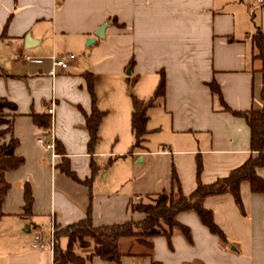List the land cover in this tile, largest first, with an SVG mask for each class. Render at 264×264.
<instances>
[{"label": "crops", "instance_id": "obj_1", "mask_svg": "<svg viewBox=\"0 0 264 264\" xmlns=\"http://www.w3.org/2000/svg\"><path fill=\"white\" fill-rule=\"evenodd\" d=\"M105 25V38H98ZM259 32L264 35V4L258 0H0V98L17 107L7 112L20 142L16 155L25 160L6 175L0 264H53V250L34 249V237L48 242L53 231L87 219L90 207L95 227L143 222L147 216L132 212L131 203L170 193L173 170L191 195L199 158L203 185L243 166L252 156L251 129L221 100L236 112L262 108V63L253 41ZM71 54L77 60L67 69L54 67V58ZM162 75L165 96L148 112L149 133L160 138L131 154L132 96L149 101ZM89 77L96 106L106 113L92 148ZM36 115L48 116L50 127L39 126ZM41 137L54 140L55 149L41 145ZM66 160L89 184L60 171ZM258 174L264 179V167ZM241 197L243 211L231 193L203 200L227 244L196 213L184 212L177 220L191 230L192 243L176 230L173 250L156 237L152 256H141L142 246L123 240L122 264H264V194L243 182ZM60 246L66 249L68 239ZM74 251L89 257L94 247L76 244ZM88 264L112 263L93 257Z\"/></svg>", "mask_w": 264, "mask_h": 264}, {"label": "trees", "instance_id": "obj_2", "mask_svg": "<svg viewBox=\"0 0 264 264\" xmlns=\"http://www.w3.org/2000/svg\"><path fill=\"white\" fill-rule=\"evenodd\" d=\"M253 41L258 49L255 59L261 61L260 70L262 76L261 99L263 106L261 109L251 110L249 112L232 111L223 100L222 104L227 112L237 117L245 119L251 129V158L240 168L235 169L231 174L211 185H203L200 181L202 172V161H197V180L198 186L195 192L186 196L183 193L180 179L175 170L172 174V189L170 193L162 192L154 196H148L138 203H131L132 212L143 213L147 217L141 223L127 222L122 225H113L105 227H95L92 220V208H89L87 219L78 224L69 226L60 231H56L55 237L57 244L54 248L53 264H88L93 257H99L102 261L112 264H122L125 254L121 251V242L123 240H135L143 251L141 256H152L153 243L156 237H163L167 240L169 249L173 250L172 237L176 230H179L189 243H192L191 230L180 224L177 220L179 214L184 212L196 213L204 226L217 236L222 244H227L228 240L216 224L213 212L203 206V200L210 196L223 195L231 193L237 206L243 211V202L241 197V184L249 182L254 193L264 194V179L259 176L258 169L264 167V35L258 33L253 37ZM88 87L93 99V111L91 115H86V127L90 134V146L94 147L99 143V128L106 115L105 112L98 110L96 106V95L94 91V80L89 77ZM212 89L218 95H221L220 89L212 85ZM166 79L162 75L160 83L155 91L153 98L149 101H143L132 96L133 114L132 131L135 137V144L131 149V154L137 150L145 148L147 135L149 134V110L159 98L165 96ZM16 105L6 99L0 98V220L4 216L3 204L10 189L6 175L22 167L25 163L23 158L16 155V150L20 145L17 138L13 136V116L7 111H16ZM35 122L45 128L50 127L49 117L46 115L34 116ZM57 150L60 147L56 145ZM60 171L69 178L82 182L71 170L69 162L66 160L60 166ZM25 210L28 214L32 213L34 198L29 185L25 188ZM62 238L68 239V246L63 249L60 246ZM80 244L82 248L94 247V253L89 257H82L75 253L74 247ZM153 264H160L154 262Z\"/></svg>", "mask_w": 264, "mask_h": 264}, {"label": "built area", "instance_id": "obj_3", "mask_svg": "<svg viewBox=\"0 0 264 264\" xmlns=\"http://www.w3.org/2000/svg\"><path fill=\"white\" fill-rule=\"evenodd\" d=\"M258 2L260 4H264V0H258ZM77 60V56L74 54L65 56V57H61V58H54L53 59V65L54 67H60L62 69H67L69 67V63L70 61H76ZM54 74V70L52 72ZM50 113L53 114V110H50ZM53 137V134H52ZM53 139V138H52ZM39 143L43 146H46L48 149H55V142L54 140H52L51 143H47L45 137H41L39 138ZM55 233L56 231H53L49 241H45L41 235H36L34 237V242H33V248L36 250H46V249H51L54 252V248L57 244V240L55 237Z\"/></svg>", "mask_w": 264, "mask_h": 264}, {"label": "water", "instance_id": "obj_4", "mask_svg": "<svg viewBox=\"0 0 264 264\" xmlns=\"http://www.w3.org/2000/svg\"><path fill=\"white\" fill-rule=\"evenodd\" d=\"M106 27H107L106 25L103 26V27L97 32L96 36H97L98 38H101V39L105 38V29H106ZM128 74H130V71H128Z\"/></svg>", "mask_w": 264, "mask_h": 264}, {"label": "rangeland", "instance_id": "obj_5", "mask_svg": "<svg viewBox=\"0 0 264 264\" xmlns=\"http://www.w3.org/2000/svg\"><path fill=\"white\" fill-rule=\"evenodd\" d=\"M152 136H153V137H152ZM149 138H150V139H152V138H155V139H156V138H160V135H158V134L155 135L154 132H151V133H149V134L147 135V138H146V139H149ZM157 143H159V142H157ZM157 143H155V144H157ZM155 144H154V145H155ZM145 145H146V142H145ZM77 244H78V243H77Z\"/></svg>", "mask_w": 264, "mask_h": 264}]
</instances>
